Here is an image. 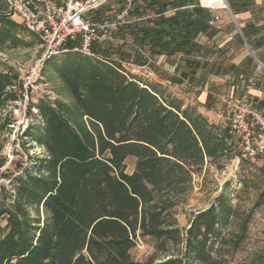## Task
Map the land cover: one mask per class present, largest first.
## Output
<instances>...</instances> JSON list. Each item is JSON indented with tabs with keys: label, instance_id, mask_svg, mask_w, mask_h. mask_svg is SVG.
<instances>
[{
	"label": "trees",
	"instance_id": "obj_1",
	"mask_svg": "<svg viewBox=\"0 0 264 264\" xmlns=\"http://www.w3.org/2000/svg\"><path fill=\"white\" fill-rule=\"evenodd\" d=\"M118 3L120 13L126 3ZM228 3L235 15L247 11L239 0ZM128 15L134 23L119 30L123 45L95 49L102 60L71 54L58 68L79 120L87 117L89 128L84 122L79 126L74 108L62 101L37 105L44 126L36 133L30 127L24 136L48 155L32 157L26 150L28 167L10 179L12 189L0 185V220L6 222L0 224V264H226L211 250L219 225L233 212L227 200L222 197L219 209L212 205L199 213L184 236L167 222V199L187 191L207 160L241 157L230 144L229 130L167 98L162 86L142 88L128 81L113 60L133 58L143 66L146 54L163 80L187 84L197 94L211 75L235 74L238 68L224 65L226 52L213 41L215 19L200 0H133ZM22 32L0 0V49L28 46ZM161 57L174 59V75L160 74ZM17 79L0 74V106L17 100L7 92ZM128 158L136 159L132 174L126 172ZM4 165L2 160L0 181L13 176L2 172ZM138 231L143 239L184 243L185 254L160 263L136 262L130 252Z\"/></svg>",
	"mask_w": 264,
	"mask_h": 264
},
{
	"label": "rangeland",
	"instance_id": "obj_2",
	"mask_svg": "<svg viewBox=\"0 0 264 264\" xmlns=\"http://www.w3.org/2000/svg\"><path fill=\"white\" fill-rule=\"evenodd\" d=\"M120 7L121 4L118 2L110 3L99 13H91L89 18L94 22L105 18L111 19ZM204 8L211 11L215 19L213 26L222 32L219 38L223 40V44L230 41L233 35L238 33L225 5ZM8 13L12 20L23 29L21 37L28 44V46L18 47L5 46L0 49V74L18 77L16 82L13 81V86L7 88V92L15 94L17 100L9 99L0 106V162L5 161L2 172L8 171L13 174L8 179L3 178L0 185L3 184L8 189H12L10 179L21 175L24 169L28 167L29 156L26 150L32 157L40 155L41 158H44L48 154L35 139L24 136L23 125H21L24 108L19 104L22 97L21 78L40 56V43L36 37L24 30L20 20L9 9ZM241 16L237 17L241 18ZM231 26H233L234 31L231 30ZM230 47L232 51L231 61H237L240 56L248 52L245 45L238 46L234 41L230 43ZM259 53L264 54V48ZM68 56L54 58L46 64L43 71L44 81L40 92L35 97L36 104L34 107L36 109L42 100L53 105L56 100H59L71 105V108L76 106L71 101L69 90L57 72ZM96 59L101 60L102 58ZM174 62L172 59L167 64H164V61L156 64L160 74L167 76L175 74ZM260 70H264V68ZM162 78L165 76L162 77V75L155 73L153 81L148 83V86H162L167 98H174L181 102L184 108L194 107L199 112L201 107L199 100H201L202 94H197V91L187 84L172 85ZM140 80L142 81V79ZM206 87L211 88L210 90L214 94L212 100L214 108L218 104L219 94L227 98H234L232 97L233 86L225 79H216L214 85L210 84ZM30 112L35 114L32 110ZM38 116L41 117L39 110ZM72 117L79 123V126L84 122L89 128L87 117L83 121L79 120L80 116L75 108ZM43 126L38 123L36 118L31 124L34 133L41 131ZM135 165L136 159L128 158L126 172L131 174ZM222 197L227 200L233 212L230 213L228 219H223L219 225V233L216 241H214V248L211 250L212 257L226 264H264V161L262 159L249 160L241 156L234 159L207 160L203 169L193 174L187 191L176 197L170 195V198L167 199L169 202L167 204L169 207L167 222L172 223L185 236L194 218L199 213L210 209L212 205L217 207L218 200ZM0 224L4 227L6 225L5 220H0ZM139 234L140 231H138L137 243L130 252L132 259L136 262L160 263L171 256L185 254L184 243L175 246L171 242L161 243L150 237L143 239Z\"/></svg>",
	"mask_w": 264,
	"mask_h": 264
},
{
	"label": "built area",
	"instance_id": "obj_3",
	"mask_svg": "<svg viewBox=\"0 0 264 264\" xmlns=\"http://www.w3.org/2000/svg\"><path fill=\"white\" fill-rule=\"evenodd\" d=\"M9 11L20 20L23 28L35 36L41 47V54L30 70L21 78L23 106V134L34 123L44 125L38 116L35 97L43 84V71L46 64L54 58L71 54L88 58L103 59L95 49H103L109 45H123L125 40L119 30L134 23L129 19L128 10L133 0H4ZM124 1L126 9L118 11L111 19L92 21L91 13H99L110 3ZM200 5L204 8L200 0ZM145 19H140L139 22ZM146 64L138 65L133 58L122 60L114 58L118 72L125 75L130 82H136L142 88L154 79L152 66L155 64L146 54ZM101 59V60H102ZM142 79V81L140 80ZM253 86L250 82L248 89ZM218 106L222 110L221 118L225 128L229 130L230 144L239 156L249 160L264 161V112L258 111L253 99L246 93L241 98L218 97ZM35 114H29V111ZM237 158H240L237 156Z\"/></svg>",
	"mask_w": 264,
	"mask_h": 264
},
{
	"label": "crops",
	"instance_id": "obj_4",
	"mask_svg": "<svg viewBox=\"0 0 264 264\" xmlns=\"http://www.w3.org/2000/svg\"><path fill=\"white\" fill-rule=\"evenodd\" d=\"M239 2L245 4L243 8L247 9L246 12H242L237 15L233 13L236 18L237 25L239 29L241 30V34L231 18L238 33L233 35L230 41H227L225 42V44H223L222 42L223 40L219 38L222 32L219 31L216 26H213L214 21L210 23L211 26L214 27L217 31V35L214 37L213 41L216 42L217 46L220 49H223L226 52V55H225L226 59H225L224 65L227 67L233 65L237 67L238 70L235 74L228 73L227 75H220V76L211 75L208 79L206 86L210 84L214 85L216 79H225L229 81L230 84L233 86V90H232L233 92L232 97H234L233 99L241 98L244 94L247 93L253 99L255 108L260 112H264V70H260L264 68V54L259 53L264 48V1L262 0H239ZM240 15H242L241 18L237 17ZM231 30L234 31L233 26H231ZM243 30L248 36V39L250 40L252 44V48L247 43L245 36L243 34ZM238 36L241 38V41H240V38H238ZM199 37H200L199 40H202L204 42L206 41L205 40L206 37H201V35H199ZM232 41H234L238 46H241V47L245 45L248 51V52H245L244 55L240 56L239 59H237V61H233V60L231 61L230 59L232 56L230 43ZM247 46L250 48L253 54L250 53ZM248 57H251L253 59L255 65L251 63L249 64L247 63ZM215 60H216V56L210 60V63L213 65V62ZM163 61H164V64H167L169 63L170 60L165 59V57H161L159 58L156 64L162 63ZM259 64H262L261 68H259ZM175 65L176 64L174 62V68H176ZM250 65H253V66H250ZM210 70H211V67H210ZM201 73L202 71L199 72V75ZM250 82H253V86L248 89L247 87L249 86ZM212 88L214 87L212 86ZM210 89L211 88L205 87L204 91L201 93L202 97L200 98L201 100H199L201 107L199 108V112L202 115H204L211 124L224 127V121L220 116L222 113V110H220V107L218 106V104L216 105V108L213 107L212 100L214 99V94L212 93ZM209 95H211L212 98L210 100L209 106L206 107V103H207V99ZM218 97H220V94Z\"/></svg>",
	"mask_w": 264,
	"mask_h": 264
},
{
	"label": "bare ground",
	"instance_id": "obj_5",
	"mask_svg": "<svg viewBox=\"0 0 264 264\" xmlns=\"http://www.w3.org/2000/svg\"><path fill=\"white\" fill-rule=\"evenodd\" d=\"M202 5L205 7L210 6V7H216L220 5H226L225 0H201Z\"/></svg>",
	"mask_w": 264,
	"mask_h": 264
},
{
	"label": "water",
	"instance_id": "obj_6",
	"mask_svg": "<svg viewBox=\"0 0 264 264\" xmlns=\"http://www.w3.org/2000/svg\"><path fill=\"white\" fill-rule=\"evenodd\" d=\"M225 4H226V5H225L226 9L228 10V12H229V14H230V16H231L233 22L235 23V25L237 26V28H238V30H239V32H240V34H241V30L239 29V27H238V25H237L236 18H235V16H234V14H233V12H232V10H231V8H230V6H229L227 0H225ZM247 47H248V46H247ZM248 50L250 51L251 54H253V52L250 50L249 47H248ZM261 67H262V64H259V68H261Z\"/></svg>",
	"mask_w": 264,
	"mask_h": 264
}]
</instances>
